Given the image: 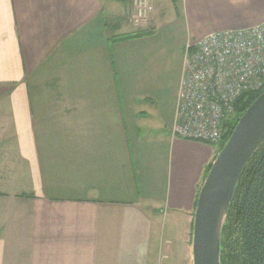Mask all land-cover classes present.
Returning a JSON list of instances; mask_svg holds the SVG:
<instances>
[{
  "label": "crops",
  "instance_id": "crops-1",
  "mask_svg": "<svg viewBox=\"0 0 264 264\" xmlns=\"http://www.w3.org/2000/svg\"><path fill=\"white\" fill-rule=\"evenodd\" d=\"M150 1L134 28L132 0H0V264H191L217 148L170 133L185 47L264 0Z\"/></svg>",
  "mask_w": 264,
  "mask_h": 264
},
{
  "label": "built area",
  "instance_id": "built-area-1",
  "mask_svg": "<svg viewBox=\"0 0 264 264\" xmlns=\"http://www.w3.org/2000/svg\"><path fill=\"white\" fill-rule=\"evenodd\" d=\"M130 19L143 27L153 12L150 0H132ZM264 87V21L250 28L210 33L184 51L173 137L217 144L221 123L243 94Z\"/></svg>",
  "mask_w": 264,
  "mask_h": 264
},
{
  "label": "water",
  "instance_id": "water-1",
  "mask_svg": "<svg viewBox=\"0 0 264 264\" xmlns=\"http://www.w3.org/2000/svg\"><path fill=\"white\" fill-rule=\"evenodd\" d=\"M264 144V92L249 106L216 154L197 195L191 264H221L222 232L241 176Z\"/></svg>",
  "mask_w": 264,
  "mask_h": 264
},
{
  "label": "trees",
  "instance_id": "trees-1",
  "mask_svg": "<svg viewBox=\"0 0 264 264\" xmlns=\"http://www.w3.org/2000/svg\"><path fill=\"white\" fill-rule=\"evenodd\" d=\"M115 1L125 3L128 0ZM170 1L178 12L182 0ZM153 33V29H138L110 39L114 42H126L151 36ZM263 92L264 87L238 98L232 112L226 115L221 123L219 142L204 144L216 147L217 154L232 134L241 116ZM210 167L211 164L205 171V177ZM221 244V264H264V144L254 154L241 176L230 205L228 224L223 228Z\"/></svg>",
  "mask_w": 264,
  "mask_h": 264
},
{
  "label": "rangeland",
  "instance_id": "rangeland-1",
  "mask_svg": "<svg viewBox=\"0 0 264 264\" xmlns=\"http://www.w3.org/2000/svg\"><path fill=\"white\" fill-rule=\"evenodd\" d=\"M112 0H109V2H111ZM166 3L164 4L162 10H165L166 12L167 11H170V13L172 12V7L170 5V1L169 0H165ZM114 5L118 8H121L123 6V3L121 2H118V1H115ZM153 13V12H152ZM150 18V17H149ZM110 21V20H109ZM133 26V25H132ZM134 28H139V27H135L133 26ZM216 149V147H215ZM174 254L171 255L170 259L167 261L166 264H179L180 261L176 256V254H179L178 252H173Z\"/></svg>",
  "mask_w": 264,
  "mask_h": 264
}]
</instances>
